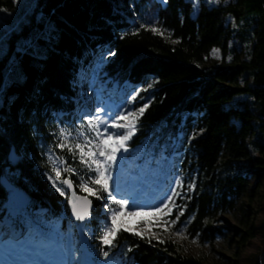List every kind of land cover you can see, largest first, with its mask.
Listing matches in <instances>:
<instances>
[{
    "label": "trees",
    "instance_id": "trees-1",
    "mask_svg": "<svg viewBox=\"0 0 264 264\" xmlns=\"http://www.w3.org/2000/svg\"><path fill=\"white\" fill-rule=\"evenodd\" d=\"M32 1L27 14L30 22L40 29L47 21L53 23L48 38L35 39L43 58L17 51L26 39V24L24 30H14L3 39L8 44L0 59V88L4 89L0 96V178L4 177L27 203L31 219H42L44 224L60 222L61 234L70 225L67 199L46 179L49 148L56 140L52 133H58L60 128H68L76 137L82 124L86 125L78 115L82 108L89 107L84 104L79 108L77 101L79 95L85 94L80 87L81 71L100 65L105 80H109L107 85L147 91L148 107L127 143L131 166L139 152L155 160L164 157L163 153L168 155L169 142L181 134L174 166L182 160L181 152L185 150L186 155H191L189 169L195 179L190 198L184 203L182 220L191 218L189 231L193 236L199 233L200 241L212 243L223 236L221 228L213 229L211 222L219 212L235 210L238 200L246 197L251 202L264 176V155H258L264 148L260 145L264 146V0H229L213 7L200 3L194 17L190 0ZM0 7L11 9L13 3L0 0ZM37 13L42 16L38 22ZM227 17L235 20L234 28L225 24ZM141 24L155 26L159 31L153 33L141 28ZM19 36L24 39L16 45ZM232 36L238 38L243 49L251 44L244 59L237 63L238 57L233 56L229 63L206 66L211 51L220 49L225 53ZM12 60L23 80L17 79V72L9 73ZM90 77L87 75L85 81L90 83ZM240 81L245 87H239ZM117 92L118 89L104 99L117 103ZM241 93L250 95L253 110L244 100L233 101ZM195 131L199 134L190 139ZM10 147L19 158L15 167L7 162ZM54 152L65 155L67 166L76 170L77 174L63 173L62 179H70L77 194L83 195L81 182L93 189L99 187L90 184L88 177L94 176V170L80 164L78 155L73 161L66 150ZM242 163L256 174L253 185L242 174ZM180 167L185 168V164ZM183 172L187 174L185 169ZM100 195L104 199L88 197L92 211L86 223L90 233L85 239L88 250L97 252L98 259V237L103 229L100 207L106 203V194ZM9 196L0 185V224L7 216ZM19 219L17 230L22 224ZM233 228L241 248L254 238L252 228ZM142 237L119 230L112 261L196 264L183 256L176 244H160L153 239L149 243L151 237ZM261 253L264 256V246Z\"/></svg>",
    "mask_w": 264,
    "mask_h": 264
},
{
    "label": "rangeland",
    "instance_id": "rangeland-1",
    "mask_svg": "<svg viewBox=\"0 0 264 264\" xmlns=\"http://www.w3.org/2000/svg\"><path fill=\"white\" fill-rule=\"evenodd\" d=\"M11 1L13 3V0ZM190 1L193 3V10L191 13L192 17L196 15L200 3H203L206 7H213L220 3L226 4L229 2V0ZM32 6V0H18V3H13V7L11 9L0 7L7 9V12H0V48L3 49V54L6 52L8 44V42L3 41V39L14 30L21 31L26 24L29 25L27 28V33L24 34L26 37L25 40H31L35 45L38 44V41L35 40L36 38H48L51 35V31L53 30V23L51 21L45 22L44 27L41 29L37 24L33 25L30 22L27 14L31 10ZM8 13H11V15ZM35 17L37 22L42 20V16L39 13L35 14ZM225 24L230 29L236 26V22L232 17H227ZM33 30L36 32L33 33ZM20 39H24V37L19 36L15 40L16 45H18V41ZM250 46L251 44L249 47ZM249 47L247 49H243L238 38L232 36L227 42V51L222 53L220 49H213L210 53L206 66L220 64L222 62L229 63L233 56L238 57V63L244 59V53L248 52ZM232 49L234 52L230 51ZM1 57L2 55H0V59ZM100 70L101 66L96 65L89 68V71H81L83 77L80 87L84 89L85 94L79 95L77 101L80 102L79 108L84 104H89V107L82 108L81 112L78 114L79 117L83 118L85 114L96 115L95 110L97 107H103L106 112L110 111L115 113L117 111H122L127 113L129 109L135 111L148 102L146 96L147 91L136 88V90H139L137 99L133 104H128V99L136 91H131V89L128 87L127 91L123 88L118 90L117 93L119 95V100L117 103L108 101L100 103V101L104 99V96H108L116 91V85H107L109 80H105V76ZM87 75L91 76L89 81L90 83L85 81ZM103 83L105 86L102 85ZM239 87H245L242 81H240ZM237 99L246 101L247 107L253 110L251 103L252 99L248 93H241L235 96L233 101ZM234 102L233 105H235ZM106 112H101L99 115L102 117L106 116ZM140 116L138 117V120ZM255 123H257L256 119H254L253 123L254 129H256ZM109 131H111V129ZM198 134L199 132L197 131L193 132L190 139H193ZM90 135H94V133H90ZM81 139H83V137H81ZM180 139L181 134H178L174 140L169 142V154L166 155L163 153L164 157L161 156L162 158L160 160L150 158L147 153L143 154L142 152H139L133 159L135 165L131 166V163H129L130 160L127 158L120 159L122 152L117 154V166L112 173L114 180L109 182L110 188L115 189L118 182L120 189L119 196H128L130 203L133 206H151L158 204L161 199L164 198L167 190L170 187L175 186L174 178L177 175L182 177L184 187L182 189L177 188L181 195L174 197L176 206H172V213L170 216L161 217L159 213L154 214L149 209V207H145L143 212L138 211L136 216H131L127 213L131 212L133 207L126 206L118 217L116 226L119 228V230L128 228L130 231L127 232L133 234L140 232L142 236L152 237L153 234H157L159 239L170 241L176 244L180 248L182 255L192 258L196 264H233L234 261H236L238 264H264V256H262L261 253L264 246V176L260 180V188L258 193L251 202H248L247 198L244 197L235 203V210L228 209L217 214L216 218L211 222V227L213 229L221 228L223 236L217 237L214 242L209 243L207 241H200L198 239V243H192L191 239L195 236H193V234L189 231L190 223L187 224L186 227L187 238L176 236L174 234L175 229L183 226L185 222L182 220L184 215V203L190 198V194L195 187V179L192 178L194 173L189 169L191 164V155H186L185 150H181L182 152L180 157L182 160L179 161L176 166H174V158H178L179 156L177 145ZM261 139H264V137ZM111 143L112 141H108V144ZM260 145L261 147H264L263 144ZM124 155L127 157L128 153ZM258 155H264V148L260 150ZM184 161L185 163H183ZM183 164H185V168L180 167ZM242 165L244 167L242 169V174L248 179L250 185H253L256 180V174L251 168L246 166L245 163H242ZM183 169L187 171L186 175L185 172L181 173V170L183 171ZM46 179L52 186V183L49 181L47 176ZM189 185L193 186L191 190L189 189ZM80 191L87 197L94 196L82 191L81 189ZM23 204L24 203L17 192L10 193L9 200L5 206L7 210V216H5L3 219V225H7L12 219L20 218H14L12 213L17 209H20ZM116 207L118 206L116 205ZM178 211H183V215L180 216L177 224L170 227L167 232L164 231L163 227L155 226L157 224L158 218L168 220L174 219ZM100 214L102 218L100 224L104 227L105 222L110 215V213L104 207V204L100 207ZM19 220L22 222V218ZM189 220H191V218H189ZM32 221L33 225L38 226L39 229L45 233L46 238L53 241L57 248L65 249L71 253L73 250H82L83 248L87 247L85 239L88 237L90 230L87 229L86 224L78 225V222H72L66 232L61 234L59 227L60 222L44 224L42 219ZM107 222L109 224L111 223L110 220H107ZM233 227H237L241 231H246L247 229L252 228L254 232V238L250 241H247L244 248H241L237 244L239 236L237 237ZM23 229L24 225L22 222L18 231ZM4 239H7V236H4ZM153 240L158 242L157 239L153 238ZM204 245L207 246L205 247ZM81 254V251L76 252L77 256H80ZM112 264H116V262L112 261Z\"/></svg>",
    "mask_w": 264,
    "mask_h": 264
},
{
    "label": "snow or ice",
    "instance_id": "snow-or-ice-1",
    "mask_svg": "<svg viewBox=\"0 0 264 264\" xmlns=\"http://www.w3.org/2000/svg\"><path fill=\"white\" fill-rule=\"evenodd\" d=\"M13 3H18V0H13ZM0 12H7V9L0 8ZM8 14L11 15V13ZM140 27L148 28L153 33L159 31L155 26L141 24ZM29 49H32V51L29 52ZM17 51L37 56L40 59L43 58L39 55L38 46L33 44L31 40L22 41V46L18 47ZM0 55H3L2 48H0ZM109 55H114V53L110 52ZM103 60L104 57L101 56V61ZM15 65L16 61L12 60L8 69L9 73L17 72V79L23 80V74L18 72ZM151 86V84L148 85V87ZM3 92L4 89L0 88V96ZM138 92L139 90H136L131 95L127 101L128 104H133L136 101ZM147 107L148 104L146 103L135 111L129 109L127 113L122 111L106 112L103 107H97L95 110L96 115L85 114L83 120L86 121V125L82 124V130H78L76 137H72L68 128H60L58 133H52L56 140L53 147L49 148V171L45 175L52 183L55 191L67 199L68 204L71 206L72 216L78 222V225H84L90 219L91 201L87 197L77 196L74 191L71 196L68 195V189H72L74 185L70 179H62V175L63 173H77L74 168L67 166L66 156L56 155L54 150L59 149L61 153H65L66 150V155L71 156L73 161L78 155L79 163L85 165L89 171H93L94 166V176H89L88 180L91 185H98L99 187L93 189L84 182H81L79 187L82 191L94 195L97 200L104 199L100 193L106 194L104 207L110 213L107 220H110L111 223L109 224L106 220L102 234L98 237L99 259L97 258V252H91L87 247L82 250H73L71 253L65 249L57 248L53 241L46 238L45 233L38 226L33 225L28 213V205L24 203L20 209L12 213L14 218H22L23 230H17L15 219H12L7 225L0 224V246H2L0 247V264H112V249L116 247L115 241L119 232V228L116 226L117 219L126 206L133 207V210L127 213L131 216H136L138 211L143 212L145 207H149L154 214L159 213L161 217L171 215L172 206H176L174 197L181 195L177 188L182 189L184 187L181 176H175V186L167 190L164 198L158 204L151 206H133L128 196H119L118 182L115 189H111L109 184L110 181L114 180L112 173L117 166V154L122 152L120 159L127 158L124 155L129 153L127 142L136 131L138 117L143 115ZM101 112H106V116H100ZM110 129L111 131H109ZM90 133H94V135H90ZM108 141H112V143L108 144ZM12 158L15 159L14 156ZM192 187V185H189L190 190ZM109 205H117L118 207L110 208ZM182 215L183 211H178L174 219L158 218L155 226L163 227L164 231L167 232L170 227L177 224ZM189 223H191V220L185 221L183 226L175 229L174 234L187 238L186 227ZM124 231L127 232L130 229L124 228ZM135 235H141V233L137 232ZM4 236H7V239H4ZM198 237L199 233L192 237L191 242L198 243ZM141 238H143L142 235ZM153 238L157 239L160 244L165 243L163 239H159L157 234L152 235L149 243ZM77 251H81L82 254L77 256Z\"/></svg>",
    "mask_w": 264,
    "mask_h": 264
},
{
    "label": "water",
    "instance_id": "water-1",
    "mask_svg": "<svg viewBox=\"0 0 264 264\" xmlns=\"http://www.w3.org/2000/svg\"><path fill=\"white\" fill-rule=\"evenodd\" d=\"M13 156L15 157V159L12 158ZM18 161H19V158H18V156L16 155L14 148H13V147H10L9 152H8V156H7V162H8V164H9V166H10V167H15ZM0 185H1V186L4 188V190H6L7 192H12V193H15V192H16V189L13 188V187H12V186L6 181V179H5L4 177H1V178H0ZM65 187H66V186H65ZM73 191L76 193L74 187H73L72 189H68V195L71 196V193H72ZM76 195L79 196V197H85V196H83V195H79V194H77V193H76ZM87 199H88L89 201H91L89 198H87ZM66 206H67V209H68V212H69V219H70L71 221H76L75 218L72 216V213H71V206L68 204V201H67V203H66ZM91 209H92V203H91ZM91 209H90V213H91ZM87 221H88V220H87ZM87 221H86V222H87ZM76 222H77V221H76ZM86 222H85V223H86Z\"/></svg>",
    "mask_w": 264,
    "mask_h": 264
}]
</instances>
